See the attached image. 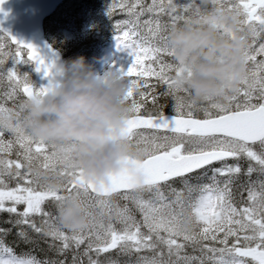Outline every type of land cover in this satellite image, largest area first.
<instances>
[{
  "label": "snow or ice",
  "instance_id": "1",
  "mask_svg": "<svg viewBox=\"0 0 264 264\" xmlns=\"http://www.w3.org/2000/svg\"><path fill=\"white\" fill-rule=\"evenodd\" d=\"M5 2L0 0V12ZM116 7L108 8L110 19ZM118 7L128 18L113 25L117 48L134 58L126 71L117 69L128 78L127 98L134 112L124 131L147 156L129 158L128 166L113 173L109 182L96 183L72 163L71 145L34 140L19 123L12 128L0 124V211L16 217L9 223L21 226L17 236L24 242H38L28 229L60 256L72 251L71 264H85L84 257L87 264H121L111 256L100 258L113 251L127 257L122 264H264V42L247 46L243 86L226 103L209 97L208 106L197 109L191 94L178 86L176 77L184 69L174 59L169 34L181 21L199 14L200 4L120 0ZM211 7L240 15L248 39L264 35V0H211ZM146 14L152 18L142 20ZM160 14H167L170 22L162 24ZM4 36L0 69L5 70L0 74L12 87L7 98L13 99L21 89L27 98L46 94L57 63L48 62L36 46L11 33L5 31ZM9 60L16 65L34 63L48 83L34 87L18 67L6 68ZM149 77L155 78L151 86ZM161 98L173 101L169 114ZM10 110L0 106V113ZM14 149L16 159L5 158ZM49 171L66 178L62 191L54 190L44 177ZM73 196L85 202L90 223L66 230L59 211ZM114 196L125 202L123 206ZM46 202L57 214L44 207ZM10 231L0 229V237ZM0 264L67 262L18 255L0 239Z\"/></svg>",
  "mask_w": 264,
  "mask_h": 264
},
{
  "label": "clouds",
  "instance_id": "2",
  "mask_svg": "<svg viewBox=\"0 0 264 264\" xmlns=\"http://www.w3.org/2000/svg\"><path fill=\"white\" fill-rule=\"evenodd\" d=\"M209 4L211 0H201L199 14L178 24L169 43L184 69L176 77L178 86L196 102L212 97L226 103L243 86L249 39L240 15ZM55 73L46 94L27 98L19 110L0 113V124L12 128L19 123L34 140L71 145L72 163L96 183L109 182L129 158L147 156L124 131L134 115L127 77L118 70L101 74L84 56L58 63ZM43 175L54 190L64 189L65 177L50 171ZM87 211L82 198L73 196L59 211L60 222L66 229L86 228Z\"/></svg>",
  "mask_w": 264,
  "mask_h": 264
},
{
  "label": "rangeland",
  "instance_id": "3",
  "mask_svg": "<svg viewBox=\"0 0 264 264\" xmlns=\"http://www.w3.org/2000/svg\"><path fill=\"white\" fill-rule=\"evenodd\" d=\"M174 2L185 3L188 2V0H174ZM197 2H201V0H196V3ZM113 4L117 5L116 8H119L118 5L120 4V0H95L92 8L87 7L85 11L75 15L67 16V14H64L66 11V13L69 12L70 8L67 7H70V5H67L63 9V12L61 11L62 13L59 16L62 20L55 22L52 27L50 26V38L53 39L58 48L66 53L67 60L84 56L87 58L88 63L94 65L96 70L101 74L121 68L126 71L128 67H130L134 58L131 57L128 52L118 50L113 21L106 25L102 24V20L107 14L108 8ZM4 39L5 37L0 35V41ZM261 42H264V35L254 39L251 37L249 38V43H252L254 47H258ZM8 47L12 51L15 50V47L12 46L10 42ZM261 58L262 57H257L258 60ZM13 67H18L21 73L28 74L30 76V82L35 84V71L32 63H21L16 65L14 60H9L6 68L11 69ZM3 70L5 69H0V71ZM0 76H2V74H0ZM0 106L2 105L0 104ZM204 106H199V108ZM145 134L147 135L150 133ZM9 138L11 137L9 136ZM5 158L16 159V150L14 149L12 154ZM256 179L257 177H255V180ZM113 200L116 204L121 206L124 204L120 203V201H122L121 199L113 197ZM104 211L107 212V209H104ZM113 219H115L114 215ZM108 256L120 261L121 264L126 260V257L120 260L118 253L115 251L111 252V254H104V257L100 258L103 260Z\"/></svg>",
  "mask_w": 264,
  "mask_h": 264
},
{
  "label": "water",
  "instance_id": "4",
  "mask_svg": "<svg viewBox=\"0 0 264 264\" xmlns=\"http://www.w3.org/2000/svg\"><path fill=\"white\" fill-rule=\"evenodd\" d=\"M64 0H6L0 12V30L11 33L17 40L37 47L48 62H63L62 53L45 38L44 20ZM36 68V65H35ZM37 72V71H36ZM37 83H48L42 72H37Z\"/></svg>",
  "mask_w": 264,
  "mask_h": 264
},
{
  "label": "trees",
  "instance_id": "5",
  "mask_svg": "<svg viewBox=\"0 0 264 264\" xmlns=\"http://www.w3.org/2000/svg\"><path fill=\"white\" fill-rule=\"evenodd\" d=\"M82 5L85 6L87 5V3L83 1ZM207 7H209V5ZM159 20L162 24H168L170 22V17L167 14H160ZM180 23L182 24L183 22L181 21ZM50 25H53V23L51 22ZM147 79L149 80V86L155 83L154 77H149ZM5 80H6V76L0 77V95L7 86V83ZM141 90H144V89H141ZM21 96L23 97V95ZM171 102L172 100L170 98L167 100H165L164 98H161L160 103L167 105L164 108L165 113H167L170 110ZM205 102L207 101L197 102V104H204ZM9 103L11 104V101H9ZM18 103H19V100L13 101V105L15 108ZM148 107L149 108L152 107L150 102L148 104ZM244 179L246 178L241 177V180H244ZM46 209L51 211L54 215L57 214L56 208L49 202H46ZM15 219L16 217L14 215L9 214L8 212H2L0 214V229H10L11 230L7 236H2L0 237V239H3L4 243L7 246L12 247L16 254L34 256L37 259H40L42 261L43 260L56 261L60 259H66L67 264H71V259L73 255L72 251H69L66 257L58 255L55 249H52L49 247V243H46L43 241V239H41L40 237H37L35 233L31 232V230L26 229L28 231L29 236L38 241L37 243L35 244L31 242L26 243L21 238H19L17 236V233L20 231L21 226H16L13 223H9V221H14ZM35 219H36V222L39 224L40 218L35 217ZM49 241H50V238H49ZM79 251H82V248ZM83 259H84L85 264H87V258L84 257Z\"/></svg>",
  "mask_w": 264,
  "mask_h": 264
}]
</instances>
